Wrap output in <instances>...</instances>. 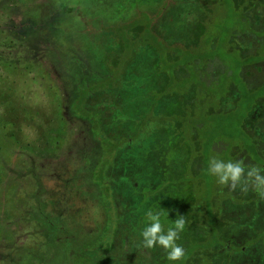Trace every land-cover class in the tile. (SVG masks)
Listing matches in <instances>:
<instances>
[{"label": "rangeland", "instance_id": "obj_1", "mask_svg": "<svg viewBox=\"0 0 264 264\" xmlns=\"http://www.w3.org/2000/svg\"><path fill=\"white\" fill-rule=\"evenodd\" d=\"M160 1L67 0L88 7L86 16H97L104 24L129 19L135 8L140 15L145 11L155 17L154 32L164 46H182L194 59L204 32L207 38L212 34L207 51L215 48L219 52L217 62L205 64L208 75L212 71L219 77L241 78L249 88L263 80L264 62L255 64L259 56L252 54L256 58L250 64L246 54L258 44L255 31L264 35V0H166L158 9ZM49 3L0 0V264H168L164 249H147L141 244L140 231L150 209L169 210L163 218L165 229L176 215L185 216L177 243L186 253L190 250L193 258L187 264L215 261L213 256L222 255V244L237 249L231 264H264V198L251 186L246 192L239 187L231 190L239 202L223 203L232 223L222 226L223 219L214 217L213 223H220L217 249L207 256V249L198 254L190 249L202 238L199 225L208 223L203 213L194 211L191 188L202 193L195 203L201 207L198 211L208 213L215 195L214 176L201 170L207 156L199 151L196 138L186 140L180 130L182 99L189 101L188 96L200 90L190 83L182 97L177 89H167L168 77L179 81L185 75L183 69H162L159 52L145 41L121 59L113 56L111 50L120 52V46L111 49L110 43H117L118 38L110 36L95 49L97 56L105 59H99L100 65L93 69L91 61L84 62L86 71L79 78L90 82L106 78V56L111 57L108 60L114 67L120 63L121 77H116L113 90L103 95L97 92L89 99L87 122L70 117L65 106L73 83L63 68L66 56L75 51L60 30L46 24ZM238 10L246 12L248 22ZM213 23L220 28L207 32L205 25ZM247 27L250 32H245V41L240 32ZM77 31H70L74 38ZM77 42L80 46L75 54L89 60L85 54L88 38L82 33ZM55 57L61 62L65 59L64 64ZM259 94L255 90V95ZM201 95L207 96L204 92ZM233 95L224 102V110L233 107ZM71 110L81 115L77 108ZM262 120L264 100L244 122L245 130L256 141L264 140ZM231 121L236 125L234 119ZM92 123L114 141L130 138L118 147L126 150L116 152L111 146L113 152H107L111 141L96 130L97 144L90 132ZM227 127L233 128L229 120ZM233 138L222 143L229 145L227 155L239 160L230 142L236 143L240 137L235 134ZM258 152L264 158V145L260 144ZM250 162L248 166L259 167ZM38 211L51 220L52 235L44 220L38 219ZM57 238L63 240L61 245ZM114 242L115 252L109 249L98 263L96 247Z\"/></svg>", "mask_w": 264, "mask_h": 264}, {"label": "trees", "instance_id": "obj_2", "mask_svg": "<svg viewBox=\"0 0 264 264\" xmlns=\"http://www.w3.org/2000/svg\"><path fill=\"white\" fill-rule=\"evenodd\" d=\"M49 11L48 15L45 18L46 24L50 26V28L58 29L60 30V34L65 39L66 44H70V47L72 51H75L80 46V43L77 42L78 39H81V34L83 33L88 38V51L85 53L89 60H87L86 56L84 55V58H82L79 55H76L74 52H71V54L67 55L66 61L64 64V74L67 77L72 78L73 83V96L74 99L72 100V103L70 104V117L78 118L80 120H83L85 122L87 116V109L86 107V101L88 98L95 93H106L107 91H110V88L113 90L115 82L117 80L116 77H121L120 73L122 69L119 65L117 67H114L113 61L108 60V57L106 56V63L105 70L106 73H108V76L104 79H98V81H85L79 77H81L82 74H84V71L86 66H84V62H90L91 61V69H93L96 64L99 66L100 61L104 60L105 58H99L97 56L96 52V45L101 43L102 41H105L108 39V37L112 36L113 38H118L117 43H110L112 44L110 46L113 47L114 45L120 46V52H115L118 54H115L113 50H111L112 55L123 57L126 53V51H132V49L136 48L137 43H141L143 41L149 42L150 46L155 49L158 55V62L161 65L160 67L162 69H165L167 72L173 69V72L178 68L181 67L183 69V73H185L184 77L182 79H178L179 81H176L174 77H168V86L167 89H174L180 91V96L184 97L185 91H187L188 86L190 87L192 85L200 90V93L194 92V95L188 96L189 101H186L182 99V117L180 118V121H182V127H181V134L183 138L188 140V138L193 137V139L196 138V143L198 144L199 151L202 152V155H206L203 163L202 168L207 175H211L208 172L209 167V160L213 157L224 159V160H234L235 157H230L227 155L229 153L228 143L227 145H224L222 143L223 139L225 141L227 140H234L233 136L235 134H238L240 138H237L236 143H231L230 145L233 146L236 151L238 157H240L239 160H242L246 165H248V162L253 165L259 166L262 170H264V158L261 156V154L258 152V148H260V144L264 145V140L257 139L258 141L254 140L251 135L245 130L244 128V122L245 120H248L250 114H252L254 108L256 107V104L259 103L261 100H264V78L262 81L259 82V84L254 88L248 87V82H245L243 79H237L236 77H219L217 75L211 74L212 71L209 73L205 72L206 69V62L209 60L212 61H218V52L219 49H210L209 52L207 51L208 47L207 45L210 43V38L213 36L212 34L204 32L202 38L199 40L198 49L196 50L195 59L193 57H189L186 54V50L179 45H175L174 47L164 46L165 44L163 41L156 37V34L154 32V19L155 17L151 15H146L145 11H142V15H140L141 12H137L138 9L135 8L133 16L129 17L127 20L119 21L116 24H104L100 18L97 16L94 17H87L88 14L86 11V8L82 5H72V3L67 2V0H49ZM164 2L166 0H161L156 6L159 9L163 7ZM155 6V7H156ZM241 8V7H240ZM243 8V7H242ZM140 9V8H139ZM244 10V9H243ZM238 12L242 16V20L245 22H248V16L246 12L243 14L241 10H238ZM145 13V14H144ZM99 19V21H98ZM136 24V25H135ZM205 24V23H204ZM263 25V24H262ZM259 25V26H262ZM78 27L77 29H75ZM136 27V28H134ZM213 27L220 28L219 25H216L213 23L212 26L205 25V30L208 32L213 30ZM133 30V35L130 38V30ZM78 32L76 36L77 38L72 36V33ZM245 32L249 33L250 29L243 28L240 32V35L242 38H245ZM127 34V35H126ZM129 34V36H128ZM205 36V37H204ZM204 37V38H203ZM255 37L258 39V44L256 47L251 48L250 52L246 55L248 56V62L253 60L256 57H253L252 54H257L258 60L255 62V64H261L264 62V44L262 37H264L262 32L255 31ZM79 44V46H78ZM262 44V45H261ZM78 46V47H77ZM207 47V48H206ZM112 49V48H111ZM201 49V50H199ZM215 49V50H214ZM65 53V52H64ZM74 53V54H73ZM208 53V54H207ZM79 54V53H78ZM192 55V54H190ZM167 57V59H166ZM56 59V57H55ZM59 64H61V60L56 59ZM108 60V62H107ZM196 60V61H194ZM87 61V62H86ZM94 61V62H93ZM105 62V61H104ZM99 63V64H98ZM250 63V62H249ZM254 64V63H250ZM264 64V63H262ZM78 70V71H76ZM120 71V72H119ZM231 72V70H230ZM225 75L227 74L224 72ZM232 74V73H231ZM230 75V74H229ZM188 76V77H187ZM85 77V75L83 76ZM188 81L189 83H185ZM237 81V83H236ZM259 92L260 94L257 96L255 95V90ZM197 91V90H196ZM201 92H204L207 94V96L201 95ZM233 93H235L233 95ZM233 95V107L228 109H223L224 102H227V98L230 95ZM102 95V94H100ZM191 104L194 109H191L188 105ZM72 107L77 108L78 112L81 114L77 116L76 113H72L73 110H71ZM92 111V110H91ZM97 113V112H95ZM99 114V113H97ZM190 114V115H189ZM60 115V114H59ZM61 117V115H60ZM224 119V120H222ZM235 120V124L232 123L231 120ZM63 120V118H62ZM227 120L233 125V128L227 127ZM262 124H264V120L261 121ZM90 124V122H89ZM91 125V124H90ZM229 129V130H227ZM90 132L92 139L97 143L99 137L93 133V131H99L103 133L104 137L110 140L111 145L106 148L107 152H113V149L115 147V151L118 152L123 149L125 151V148L119 149L121 143H124L126 139L130 138H122L117 141H114L107 137L104 134V131L98 130V127L96 124L92 123V126H90ZM231 130V131H230ZM235 131L234 135L233 132ZM257 142V143H256ZM111 146H114L113 148ZM225 148H227L225 150ZM115 154V153H114ZM112 154V155H114ZM199 168V171H200ZM198 171V173H199ZM197 173V174H198ZM213 179V178H212ZM197 180V178H196ZM214 187H212L214 192V199L211 206H209V211L206 213L204 210H200L201 207H198V205H195L196 201L200 200V197H202V193L199 194L198 190H193V201H194V211L196 213L200 212L204 214V217L208 223L200 224L199 227L201 230H203V235L200 234V238L195 244L191 246L190 249H195L194 252L197 254L201 252L202 249H207V254L205 253V256L208 255V252H211L213 250H216L218 245L221 244V241L219 239V230L217 231L218 226L220 223H213L214 217H221L223 220L222 226L232 223V219L228 216L227 213L228 210L224 208L223 203H235L239 202V199H237L234 194L232 193L231 189L229 187L224 185H217V180L214 177L212 180ZM197 182V181H196ZM218 186V187H217ZM196 187H194L195 189ZM38 205V204H37ZM106 206V205H104ZM39 208V207H38ZM37 217L40 220H44L46 225V230L50 232L52 235L53 232L49 230V225H51V220L44 219V216L42 212L38 211ZM200 230V232H201ZM49 234V235H50ZM201 240H205V243H201ZM57 241L59 242V245L62 244L63 240L57 238ZM96 245V244H95ZM94 245V246H95ZM92 246L91 248L95 249V247ZM115 242L112 244H106L103 246L100 244V246L96 247L95 250H97L99 262L104 259L106 251L109 249L113 250L115 252ZM222 255L220 253H217L218 255L213 256L216 257V260H207L198 264H231L230 260L235 255V251L237 249L234 248V246L230 244H222L221 247ZM188 251V250H187ZM63 252V251H62ZM65 252H69V249L66 248ZM63 252V253H65ZM73 252H70V255H72ZM195 253V254H196ZM202 253V252H201ZM69 255V254H68ZM219 257H222L221 259ZM193 258L190 250L186 253L182 260L175 261V262H169L170 264H187L189 259ZM205 258V257H204ZM208 258V257H207ZM168 263V264H169Z\"/></svg>", "mask_w": 264, "mask_h": 264}, {"label": "clouds", "instance_id": "obj_3", "mask_svg": "<svg viewBox=\"0 0 264 264\" xmlns=\"http://www.w3.org/2000/svg\"><path fill=\"white\" fill-rule=\"evenodd\" d=\"M208 172L214 176L217 183L235 190L248 191L249 186L264 198V170L256 166H248L242 160H224L213 157L209 160ZM169 211V210H168ZM160 210H148L145 213L144 224L140 231L141 244L144 248L161 247L166 252L170 262L180 261L185 255L183 246L177 241L184 230L186 220L184 215H176L166 229L163 218L168 216Z\"/></svg>", "mask_w": 264, "mask_h": 264}, {"label": "flooded vegetation", "instance_id": "obj_4", "mask_svg": "<svg viewBox=\"0 0 264 264\" xmlns=\"http://www.w3.org/2000/svg\"><path fill=\"white\" fill-rule=\"evenodd\" d=\"M87 62V61H86ZM106 76H108V73H107V75ZM115 92V91H114ZM107 93V92H106ZM106 93H101L102 95L103 94H106ZM113 93V92H112ZM68 95H69V97H70V100H69V102H68V105L67 106H65V111H67V113L68 114H70V104L72 103V100L74 99V96H73V90H70L69 92H68ZM93 97V95H91L89 98H88V100L86 101V107H87V109H88V101H89V99L90 98H92ZM72 117V116H71ZM98 144V143H97ZM93 156V155H92ZM112 156H114V155H112ZM98 157V156H97ZM106 159V158H105ZM106 161V160H105ZM114 161V159H112V161L111 162H113ZM108 162V161H107ZM113 175V174H112ZM112 179H114V177H111ZM115 183V181L113 180V184H112V187L115 185L114 184ZM113 189V188H112ZM114 205H116L115 203H114ZM120 225V224H119ZM243 250V249H242Z\"/></svg>", "mask_w": 264, "mask_h": 264}]
</instances>
